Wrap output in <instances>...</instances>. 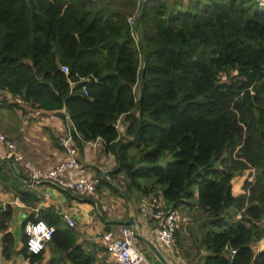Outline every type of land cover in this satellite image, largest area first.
Listing matches in <instances>:
<instances>
[{
  "label": "trees",
  "instance_id": "obj_1",
  "mask_svg": "<svg viewBox=\"0 0 264 264\" xmlns=\"http://www.w3.org/2000/svg\"><path fill=\"white\" fill-rule=\"evenodd\" d=\"M20 103L68 121L76 148L96 141L113 156V184L98 172L87 199L106 187L130 202L161 196L166 208L195 207L204 218L199 264H264V248L256 252L264 235L260 0H0V108ZM58 136L50 133L54 144ZM114 176L124 179L122 190ZM23 179L10 162L0 164V187L34 207L39 197ZM10 217L7 205L0 211L6 258L16 254ZM28 219L54 227L38 253L27 251L23 233L17 253L29 264L46 249L47 264L94 263L59 210L40 208ZM137 245L150 263L153 252Z\"/></svg>",
  "mask_w": 264,
  "mask_h": 264
},
{
  "label": "crops",
  "instance_id": "obj_2",
  "mask_svg": "<svg viewBox=\"0 0 264 264\" xmlns=\"http://www.w3.org/2000/svg\"><path fill=\"white\" fill-rule=\"evenodd\" d=\"M5 95L9 94L5 93ZM11 98L13 97L11 96ZM22 105L23 104L20 103V106ZM23 106L25 107V105ZM5 110L11 109L0 108V113ZM8 123L9 125H13L12 128L7 127L13 132H10L6 127H3V121L1 118L0 131L5 134L7 133V135L14 140L24 156L32 160L35 164L48 168L58 160H62L66 157L65 152L59 147L58 141L54 144L50 138V133L54 136L59 135L64 128L70 126V124H68L69 122L63 121L56 112L36 110L27 113L25 118H22L19 113V116L13 115L12 121H9ZM98 144L99 143H97L96 147H92L87 143L81 148L77 146V157L82 165V174L96 175L99 172L103 175L106 174V172L110 173V171H112L115 164L113 156ZM7 164L8 163H6V165ZM17 170L18 167L13 166L14 173L22 175L21 172H18L19 170ZM102 189V195H106L105 191L108 189L106 187H103ZM40 190L41 191H36L40 201L37 202L34 207H30L20 201L12 193L6 192L0 187V204L2 205L0 211L7 205L11 208V217L8 222L7 231L12 233L14 239L13 248L16 251V254H13L8 258L2 255V232L0 230V264H29L27 258L22 254L17 253V251L21 250L24 244L22 238L23 233L25 232V224L29 221L28 216L30 214L47 206H53L56 210L67 212L73 218L75 229L78 232L77 243L83 249L93 251L95 255V261L93 264H111L110 256L98 241L99 236L104 232L105 227L109 226L110 229H117L119 225L127 224L129 220L134 221L135 225L138 227V235H140L142 239L150 241L160 251V247L155 239L153 231L154 227L141 217L139 211L140 203L142 204L144 202L143 199H140V203L136 208L133 200L131 202H126L122 197H118L119 199L117 198L110 200V202H106L103 199V196L99 195L98 192L92 195L93 200H90L87 199L88 195L74 196L68 191L57 190L55 187L46 184H43ZM240 191L241 189L239 188L238 193ZM100 209L106 213L108 218L101 215ZM22 215L24 216L23 218ZM98 215H101L100 218ZM17 219H19V222L21 223V231L15 223V220L17 221ZM138 239L139 238L137 237V241L146 244L142 239ZM263 248L264 244L259 241L256 244V252ZM48 256V249H46L43 260L35 264H47Z\"/></svg>",
  "mask_w": 264,
  "mask_h": 264
},
{
  "label": "built area",
  "instance_id": "obj_3",
  "mask_svg": "<svg viewBox=\"0 0 264 264\" xmlns=\"http://www.w3.org/2000/svg\"><path fill=\"white\" fill-rule=\"evenodd\" d=\"M260 3L264 5V0H260ZM61 70L65 73L68 72V68L64 65L61 66ZM9 96L11 95L9 94ZM120 121L121 119H118L115 123L118 128L121 125ZM57 141L66 157L58 160L52 166L44 168L24 156L16 143L0 132V162L6 160L13 166L18 167L19 171H17L21 172L25 178L24 183L32 190L41 191L42 185L46 184L55 187L57 190L68 191L74 196L93 194L98 184H100L101 177L81 173L82 165L77 157L72 127L64 128ZM97 143L96 141L87 142L92 147H96ZM103 176L110 184H113L114 179H112L109 172H106ZM143 201L139 209L141 216L157 220L153 230L155 239L159 246L171 250L176 245L174 233L178 223L184 219L178 218L176 209L166 208L161 196H153L150 200L144 199ZM0 208H2L1 204ZM61 213L66 223L75 227L73 218L67 212L62 211ZM178 219L179 222L177 223ZM24 231L27 236V251L38 253L45 249L54 232V227L41 219L29 220L25 224ZM137 235L138 227L135 223L132 225L124 224L119 225L117 229L102 232L98 241L108 252L111 264H150L144 252L137 245ZM260 242L264 244V235ZM33 245H36L38 250L34 251ZM179 259L180 261H177V264H184L181 257Z\"/></svg>",
  "mask_w": 264,
  "mask_h": 264
},
{
  "label": "rangeland",
  "instance_id": "obj_4",
  "mask_svg": "<svg viewBox=\"0 0 264 264\" xmlns=\"http://www.w3.org/2000/svg\"><path fill=\"white\" fill-rule=\"evenodd\" d=\"M170 1H172V0H170ZM222 78L226 79L225 77H222ZM135 91L137 94L138 93L137 86L135 87ZM7 98L11 99V96L8 95ZM20 108L21 109L15 108V109H11V110H5V111H2V113H0V118L3 121V124H2L3 127L12 128L13 125H11V124L9 125L8 122L12 121L13 115L19 116V113H20L22 118H25L27 116V113L36 111V109L30 108L28 106H25V107L20 106ZM120 124L122 125L121 121H120ZM7 129H8V131L13 132L9 128H7ZM2 133H4V132H2ZM5 135L9 139L13 140L11 137H9L7 135V133ZM88 149H89V147H88ZM165 161H167V160H165ZM165 161H162V163H165ZM3 162H5V161H1L0 164H3ZM114 177L116 178V181H117L116 188L118 187L119 190H122L121 186L123 184L124 179L120 178L119 176H114ZM241 183H242L241 177H239L235 180L234 194L237 195V194L242 193ZM239 188L241 189V191L238 193ZM119 192H121V191H119ZM102 193H103V189L99 190L98 194L102 195ZM105 193H106V195L103 194L102 196L106 202H110V200L117 199L119 197L118 194L112 195L109 192V190L105 191ZM110 197H114V198H110ZM131 199L135 202V205L137 208L139 203H140V198L137 199L134 197V199H133L131 197ZM142 204L140 203V206ZM140 206H139V209H140ZM112 210H114V209H112ZM176 210H177L176 212H177L178 218L181 217L184 220L187 219L185 222L187 223V221L189 220L188 221L189 223L184 225V222L183 221L179 222V219H178L177 223L179 222V224H183V225L179 228V242H178L177 246L175 245L171 250H168L166 248H163L162 246H159L160 252L164 256V258L167 260V262H169L170 264H177L178 263L177 261H180V259H179L180 257H181V259L183 258L184 264H199L200 256H202V254H205L201 250L200 245H199V238L201 236V230H200L199 224L203 222L204 218L200 217V213H199L200 211H198L197 208H195V207L193 209L187 211L183 206H181L180 208H178ZM100 212H101V215L108 218V216L106 215V213L104 211H102V209H100ZM101 215H98V217L100 218ZM23 217L24 216L22 215V218ZM15 223L17 224V227L21 231V223L19 222V219H17V221L15 220ZM129 225H131V224H129ZM147 255H150L149 261L151 264H160L157 261V258L155 255L150 254L148 252H147Z\"/></svg>",
  "mask_w": 264,
  "mask_h": 264
},
{
  "label": "water",
  "instance_id": "obj_5",
  "mask_svg": "<svg viewBox=\"0 0 264 264\" xmlns=\"http://www.w3.org/2000/svg\"><path fill=\"white\" fill-rule=\"evenodd\" d=\"M142 12V6L140 7L139 11H138V15H140ZM138 20L139 17L137 16L133 22H132V29L135 30L138 24ZM127 224H134V221L129 220V222H127ZM137 237L139 239H142L140 235H137ZM147 246L150 248V250L153 252V254L156 256L157 260L161 263V264H170L169 262H167V260L164 258V256L162 255V253L158 250V248L156 246H154V244H152L150 241L146 240V239H142Z\"/></svg>",
  "mask_w": 264,
  "mask_h": 264
},
{
  "label": "clouds",
  "instance_id": "obj_6",
  "mask_svg": "<svg viewBox=\"0 0 264 264\" xmlns=\"http://www.w3.org/2000/svg\"><path fill=\"white\" fill-rule=\"evenodd\" d=\"M33 250H34V251L38 250V248H37L36 245H33Z\"/></svg>",
  "mask_w": 264,
  "mask_h": 264
}]
</instances>
